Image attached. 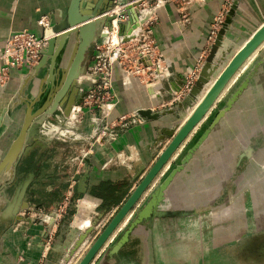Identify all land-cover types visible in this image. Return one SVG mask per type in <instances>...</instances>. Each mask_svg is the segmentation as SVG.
Instances as JSON below:
<instances>
[{
  "label": "crops",
  "instance_id": "obj_1",
  "mask_svg": "<svg viewBox=\"0 0 264 264\" xmlns=\"http://www.w3.org/2000/svg\"><path fill=\"white\" fill-rule=\"evenodd\" d=\"M226 1L161 0L152 12L157 19L153 33L165 59L168 76L159 91L151 95L144 92L134 78L122 82L116 77L114 82L121 102L112 116L137 114L139 108L151 109L161 115L149 119L137 114V123L119 130L112 143L96 145L93 156L84 157L85 165L78 168L82 172L81 178L72 183L71 175L69 180H64L72 188L75 186L71 192L80 199L72 215L57 224L53 241L44 255L40 253L44 247L43 239L47 237L46 226L20 222L16 226L9 225L0 238V264H35L38 261L42 264H78L84 256L79 254L89 243L94 228L101 227L114 216L169 143L170 138L165 132L184 123L235 53L264 24V0H231L229 5ZM69 3L70 0H0V47L13 31L40 33L37 24L40 15H48L51 24L56 23L66 15ZM221 12H224L223 20L211 37L214 19ZM221 30V41L214 57L218 70L193 105L184 111L178 102L189 90L182 92V83L192 73L198 76ZM255 64L256 72L247 88L186 157ZM28 68L12 70L8 83L0 87V162L19 127V111L8 115L5 110ZM178 89L182 96L176 98L173 91ZM35 137L36 131L32 129L13 165L12 174L6 176L5 171L0 170L2 212L25 205L15 197L11 198L8 190L17 187L21 177L19 171L26 170L25 163L34 155L31 150ZM44 143L49 149L56 148L52 140ZM118 152L134 157L131 166L110 162L103 166ZM77 157L71 154L64 160L72 161ZM262 164L264 41L233 74L204 118L161 169L163 173L156 183L148 186L113 231L112 239L107 238L89 264H264V214L263 211L250 214L252 204L264 197ZM177 167L151 215L139 221L126 242L119 249L115 248L114 244L135 219L137 211L169 171ZM36 171L37 167L32 170L33 173ZM33 175L29 180L40 181L39 176L36 179ZM56 184V180L49 184L46 195L53 194L55 198L48 206L43 205L46 210L56 206ZM15 227L18 230H14ZM77 243H80L79 252L73 255ZM19 253L23 255H17Z\"/></svg>",
  "mask_w": 264,
  "mask_h": 264
},
{
  "label": "water",
  "instance_id": "obj_2",
  "mask_svg": "<svg viewBox=\"0 0 264 264\" xmlns=\"http://www.w3.org/2000/svg\"><path fill=\"white\" fill-rule=\"evenodd\" d=\"M112 3L113 0H70L66 15L52 24V30L55 35L49 39L48 45L45 50H43L42 57L38 63L30 66L22 77L9 106L5 110L8 115H11L13 111L20 110V105H24L22 122L18 128L17 135L10 143L6 154L0 162V170L12 174L13 165L22 150L25 140L33 129L34 123L40 122L58 110L71 91L68 106L65 110V115L68 116L71 108L70 106L77 93V78L80 75L82 76L81 69L86 53L97 37L106 36V33L103 32V27L110 26V21L117 18V15H107V12L111 10ZM120 4L123 6L122 9H118V16L124 17L125 19L118 22V35H121L126 30L131 31L135 26L137 18L140 16V12L137 9L138 4L133 3V0H122ZM221 33L222 30L218 33L195 83L182 97L181 101L178 102V106L182 107L184 111L188 110V108L193 105L197 96L211 81L218 70V64L214 62V57L216 47H218L221 41ZM263 41L264 24L259 27L243 47L235 53L221 73L212 82V85L204 97L195 106L190 115L186 117L184 123L179 128V125L174 126L165 132L166 137L170 138L169 143L160 152L152 166L145 173L119 210L110 219L78 264H89L109 235L116 229L126 214L140 199L141 195L146 191L159 171L167 164L176 149L194 127L204 118L233 74ZM68 46L71 48L70 54L66 60H64V53ZM256 68L255 64L249 74L246 75L244 80L230 94L224 106L218 110L210 127L204 131L196 144L189 150L186 157L191 155L192 151L204 138H206L210 129H212L219 119L230 110L238 96L247 88L250 78L256 72ZM184 84L185 80L182 86ZM179 90L180 89H178V91ZM147 91L150 95L155 93L154 88H148ZM178 91L174 90L173 93ZM39 101L42 103L36 108L35 106ZM136 113L149 119H157L161 115L159 112L154 113L151 109L146 108L139 109ZM36 139L37 137L33 140ZM182 162H184V160ZM177 170L178 167L170 170L160 181L158 187L152 192L145 205L137 211L135 219L116 241L114 244L115 248L119 249L126 242L131 229L139 221L151 215L153 208L161 200L164 190ZM29 181L30 180L24 181L18 187L15 196L18 202L25 201L24 195L29 186ZM18 208L25 207L24 205L22 207H15L14 213L19 210Z\"/></svg>",
  "mask_w": 264,
  "mask_h": 264
},
{
  "label": "rangeland",
  "instance_id": "obj_3",
  "mask_svg": "<svg viewBox=\"0 0 264 264\" xmlns=\"http://www.w3.org/2000/svg\"><path fill=\"white\" fill-rule=\"evenodd\" d=\"M120 1L122 0H113L111 10L107 12V15H117V18L115 19H117L118 22L124 20L123 17L118 16V9H122L123 6L120 4ZM133 3L138 4L137 9L140 12V16H141L146 11H150L154 13L156 11V8L161 3V0H133ZM112 21L113 20L110 21V26L103 27V32L106 33V36L97 37L96 40L91 44V47L86 53L85 60L81 69V74L83 78L81 79V81L79 80L80 82H78L76 85L77 93L75 95V99L73 100L72 105L70 106L71 108L69 110L68 116L65 115V110L68 106L69 101L67 102V100H65L62 103V105L58 108V110H56L52 115L47 116L40 122L34 123L33 129L36 131L37 139L32 146L31 152L32 151L36 152V150L38 151L39 149L38 145H46L44 142L48 140H52L53 145H56L57 149L56 148L51 149L52 156L50 158L45 159L44 160L46 161L45 163L44 162L39 163L38 160H35L34 155H31L29 160L25 163L26 170L20 173L21 177L17 181V187L20 186L24 181L29 180V177L31 178V174H34L33 176H35L36 179H38L37 178L38 176L40 178V181L38 180L29 181V186L27 187L26 193L24 195L25 201H23V204L26 203L24 205L25 208H18L19 210H17L16 213H14V210L7 213L2 212V210H0V238L3 236V234L6 233V231L10 226L12 225L16 226L20 222L26 223L29 221L33 224L41 223L44 226H46L44 228L45 231L47 232V237L46 239H43L44 247L40 255H43L44 253L47 252L49 246H47L46 244L49 241V238H51L49 244L50 242L52 243L54 234L58 229V226L55 228L51 227L50 222H52V220L53 221L56 220L58 221V223H60L64 218L71 216L72 215L71 212L74 211L76 207L75 205L77 201L80 199L78 195H75L73 192H71L67 200H65V195L67 194V192L71 189H74L75 186H73L72 188L69 184H65L66 181L64 180L65 179L69 180L71 175H73L72 180L70 179L72 183L78 180L79 178H81L82 172L78 171V168L83 167L85 165L84 157L93 156L96 145L97 146L102 145L107 142L112 143L115 140V138L118 136L119 130H125L126 128L131 126V125H128L126 127L116 126L118 125L117 118L121 115L116 117L112 116L114 109L121 102L120 96L116 91V85L114 79H116V77H119V79L123 82L126 81V79L134 78L139 83L140 88L144 92L148 93L147 91L148 88L142 86L145 85V82L143 83L140 82L139 79L140 77L131 74L132 60L136 56V51L130 50L128 45L129 44L135 45V47L138 48L142 47L147 42V38L145 37V34L148 29H152V33H150V36L156 42L153 33V29L157 23L156 16L155 14H151L150 18L147 21V25H143L138 30L139 40L131 42L128 39H124L117 44H115L112 41V37L109 34V32L112 29ZM117 67L119 72H117ZM94 77L97 79L96 80L97 82L94 84L96 89L95 91H93L95 95L94 101L97 99V97L99 101H101V97L104 96V97H110V99L108 98L104 100L103 103L105 104L116 103L111 108L110 111L106 110L107 112H109V114L108 113L106 114L105 107H103L102 109L95 108L93 109V111L89 112L87 106L85 105V97L88 94V89H89L88 86L91 83L90 79H93ZM142 79L143 78H141V80ZM104 82H107V84H105ZM186 93L187 92H185V94ZM113 95L117 97V100H115L114 98H112L113 100L111 99ZM86 101L87 103L90 102V100H86ZM41 103L42 102L39 101L35 107L37 108ZM92 106H96V104H93ZM23 111H24V105H20V110L18 112L19 119L17 120V124L19 126L20 123L22 122ZM129 114L130 113H126L125 115H129ZM94 117H97L96 122L92 120V118ZM43 123L45 124L50 123L58 126L63 132H65V136L60 135L58 136V138L49 139V136L40 133L41 125ZM67 130L70 131L71 134L67 133L66 132ZM98 137H100L99 140H97ZM71 154L78 157L76 159L74 158L72 161L64 160V158L68 157ZM117 154L115 156H111L108 158L107 161H110L109 164L118 163V160L116 158ZM55 161L59 163L55 164ZM64 161H66L67 164H65ZM36 164H40V167H38V171L33 173L32 170L34 169V167H36ZM261 171L264 172V164H262ZM54 179L56 180L57 183L56 194L57 195L60 194V197L59 196L57 197L58 201L55 208H59V206L66 201L67 207L64 212H60L59 210H57L55 213H53L55 210L54 207L50 210H46L43 206V205L48 206L50 202H52V200L55 198V195L53 194H51L50 197L46 195V193H48V187L50 186L49 184L52 185L53 182L55 181ZM17 187L15 186L9 188L8 191L10 194L9 196L11 198L15 197L13 195H14V190L17 189ZM252 207L253 208L250 210V214H252V212L258 213L259 211H263L264 214V197H260V199L257 202H254V204H252ZM38 213H40L43 220H44L43 216L51 217V220L49 218L47 219L45 218L47 222H42L40 216H37ZM51 214L53 215L50 216ZM256 217L258 218V216ZM109 221L110 220L105 222L106 224L104 223V225H102L101 227H95V228L93 227L95 230H93L91 239L89 243L86 244V247L84 248L85 251L82 250L79 255L82 256L86 253V251L93 244V242L96 240L98 235L102 232V230L108 224ZM87 228L90 229V226ZM14 230H18V229L15 227ZM79 247H80V243L79 245L77 243L73 255L79 252L78 251ZM0 254H1V249H0ZM17 255H23V254L19 253Z\"/></svg>",
  "mask_w": 264,
  "mask_h": 264
},
{
  "label": "built area",
  "instance_id": "obj_4",
  "mask_svg": "<svg viewBox=\"0 0 264 264\" xmlns=\"http://www.w3.org/2000/svg\"><path fill=\"white\" fill-rule=\"evenodd\" d=\"M231 0L226 1V5H229ZM140 17V16H139ZM224 17V12L219 13L215 19L212 26V29L210 31L211 37L214 36L216 28L220 25ZM124 18V17H123ZM125 19V18H124ZM148 21V20H147ZM147 21L144 25H147ZM38 26H40L41 31L40 33H34L29 30H20V31H13L8 36L5 44L0 47V87H4L11 75L12 70L21 69L23 67L28 68L32 65H35L38 63V61L42 57V52L45 50V48L48 45L49 39L52 37L48 34V28H52V24L50 23V19L47 15L43 14L40 15V17L37 20ZM115 31L118 33V20L115 19V21H112V29L109 32L110 36L111 33ZM150 33H152V29H148L145 37L147 38V42L140 48L135 47V45L129 44L128 47L132 51H136V56L132 60V70L131 74L136 75L140 77V82H145L144 86L145 88H154L155 91H159L161 87L162 81L166 79L167 75V68H166V62L159 51V48L157 46V43L154 41V39L150 36ZM139 34L138 32L131 38H128V40L137 41ZM150 36V37H149ZM112 37V36H111ZM124 40V39H123ZM112 41L117 44L119 42H115L112 38ZM122 41V40H121ZM127 50V49H126ZM141 78H143L141 80ZM197 78L196 73H192L190 77L186 80L182 92L188 91L190 86L194 83L195 79ZM88 79V78H87ZM106 79V78H104ZM91 83L88 86V94L85 97V105L88 108V111L91 112L95 108H103L105 107L106 114L108 110L110 111L111 108L116 104H105L103 103L104 100L110 99V97H101V101H99L98 97L94 101V93L96 87L94 84L97 82L96 78L90 79ZM107 84V82H104ZM99 87V86H98ZM182 92H174L176 98L182 96ZM114 98L117 100V97L113 95L111 99ZM86 100H90L89 103H87ZM113 100V99H112ZM93 104H96V106H92ZM107 110V111H106ZM94 122L97 121V117L92 118ZM138 116L135 113H130L129 115H121L117 118V124L116 126L120 127H126L128 125H133L137 123ZM50 129H53L50 134L47 133ZM67 133L71 134L70 131H66ZM40 133L43 135L49 136V138H58V136L63 135L65 136V132H63L58 126L53 124H45L43 123L41 125ZM100 137L97 138L99 140ZM118 163L122 165H126L127 167L131 166L134 157L130 154H125L123 152H119L116 156ZM110 161H107L103 163V166H106ZM162 171L160 170L157 176L152 180L151 185L156 183L158 178L162 175ZM71 194V190L67 192L65 195V200H67L68 196ZM67 207V202H63L62 205L59 206V208H55V213L57 210L60 212H64ZM51 214L50 216H52ZM37 216H40V219L42 222H47L45 218H49L51 220V217L43 216L44 220L42 219V216L40 213H38ZM51 227L55 228L58 224V221L52 220ZM114 235V232L108 237L109 240L112 239ZM51 238H49L50 241ZM49 241L47 242V246L49 245ZM44 255V254H43ZM36 264H42L41 261H38Z\"/></svg>",
  "mask_w": 264,
  "mask_h": 264
},
{
  "label": "bare ground",
  "instance_id": "obj_5",
  "mask_svg": "<svg viewBox=\"0 0 264 264\" xmlns=\"http://www.w3.org/2000/svg\"><path fill=\"white\" fill-rule=\"evenodd\" d=\"M151 14H152V12L146 11L144 14H142L140 17H138L137 20H136L135 26H134L133 29H131V31L130 30H126L121 35H118V33H116L115 31H113L111 33V36H112L113 40L115 42H120L123 39H128V38L133 37L138 32V30L145 24V22L150 18V15ZM48 34L50 36H54L55 35V33L53 32L52 28H48ZM70 50H71V48H70V46H68L66 48V50H65V53H64V60H66V58L69 56ZM117 70H118V67H117ZM82 78H83V76L80 75L77 78V83L80 82ZM8 106H9V104H8ZM52 130L53 129H50L49 131H47V133L50 134L51 132H53ZM5 174H6V176H9V173L8 172H5Z\"/></svg>",
  "mask_w": 264,
  "mask_h": 264
},
{
  "label": "flooded vegetation",
  "instance_id": "obj_6",
  "mask_svg": "<svg viewBox=\"0 0 264 264\" xmlns=\"http://www.w3.org/2000/svg\"><path fill=\"white\" fill-rule=\"evenodd\" d=\"M70 93H71V91L69 92V94H68V96H67V102L69 101V99H70ZM50 139V138H49ZM39 147V149H38V151L36 150V152L34 153V158H35V160H38V162L39 163H42V162H46V161H44L45 159H47V158H50L52 155H51V153H52V151H51V149H49V147L47 146V145H38ZM48 154V155H47ZM36 165H38V166H36L37 168L39 167V165L40 164H36ZM36 167H34V169H36ZM33 169V170H34ZM20 172H22L21 170L19 171V174H20ZM60 197V194H58L57 195V197ZM57 198H56V204H57Z\"/></svg>",
  "mask_w": 264,
  "mask_h": 264
}]
</instances>
